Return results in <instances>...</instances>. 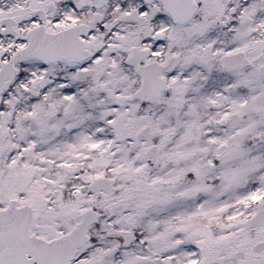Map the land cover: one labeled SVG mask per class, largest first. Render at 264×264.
Wrapping results in <instances>:
<instances>
[{
    "label": "snow or ice",
    "instance_id": "1",
    "mask_svg": "<svg viewBox=\"0 0 264 264\" xmlns=\"http://www.w3.org/2000/svg\"><path fill=\"white\" fill-rule=\"evenodd\" d=\"M0 264H264V0H0Z\"/></svg>",
    "mask_w": 264,
    "mask_h": 264
}]
</instances>
